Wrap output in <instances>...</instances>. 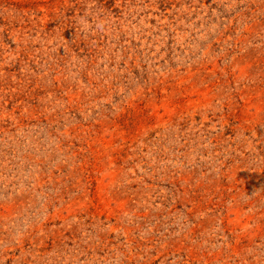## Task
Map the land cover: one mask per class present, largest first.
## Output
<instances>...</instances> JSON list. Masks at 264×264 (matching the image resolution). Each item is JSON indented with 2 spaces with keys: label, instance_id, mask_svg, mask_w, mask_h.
<instances>
[{
  "label": "rangeland",
  "instance_id": "rangeland-1",
  "mask_svg": "<svg viewBox=\"0 0 264 264\" xmlns=\"http://www.w3.org/2000/svg\"><path fill=\"white\" fill-rule=\"evenodd\" d=\"M0 264H264V0H0Z\"/></svg>",
  "mask_w": 264,
  "mask_h": 264
}]
</instances>
